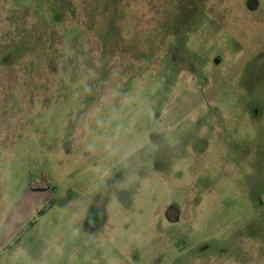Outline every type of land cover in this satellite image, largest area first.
<instances>
[{"label": "rangeland", "instance_id": "374dc122", "mask_svg": "<svg viewBox=\"0 0 264 264\" xmlns=\"http://www.w3.org/2000/svg\"><path fill=\"white\" fill-rule=\"evenodd\" d=\"M0 264H264V0H0Z\"/></svg>", "mask_w": 264, "mask_h": 264}, {"label": "trees", "instance_id": "16d2710c", "mask_svg": "<svg viewBox=\"0 0 264 264\" xmlns=\"http://www.w3.org/2000/svg\"><path fill=\"white\" fill-rule=\"evenodd\" d=\"M48 186H49V184L47 183V184H45L42 188H48ZM48 205H44L39 211H40V213H43V212H45V210L51 205V201L49 202L48 201ZM32 223V220L31 221H29V222H27L23 227H22V229L19 231V232H17V234L13 237V239L11 240L12 241V243L13 242H16L17 241V239H19L21 236V234L24 232V230H25V228L26 227H28V226H30V224ZM10 241V242H11Z\"/></svg>", "mask_w": 264, "mask_h": 264}]
</instances>
